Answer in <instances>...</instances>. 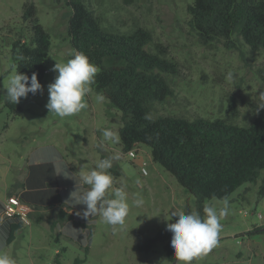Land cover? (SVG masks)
<instances>
[{
	"label": "rangeland",
	"instance_id": "374dc122",
	"mask_svg": "<svg viewBox=\"0 0 264 264\" xmlns=\"http://www.w3.org/2000/svg\"><path fill=\"white\" fill-rule=\"evenodd\" d=\"M28 1L35 3L37 17L51 36L45 61L49 72L41 94L14 95L21 107L15 114L5 105L9 90L18 83L11 43L22 27ZM69 1L0 0V151L12 158L14 166H23L27 158L39 167L53 160L63 184L70 180L86 187L79 192L70 187L67 199L96 219L87 221L88 226H65L67 236L52 231L48 218L40 224L31 222L12 243L0 239V264H55L58 252L63 264H76L78 258L83 260L80 264L169 263L162 243L154 252L138 249L143 240L169 225L175 226L179 244L194 248L174 264H264L260 180L243 184L225 200L208 199L214 216L200 220L195 196L153 161L149 146L137 144L135 157L124 152L121 112L91 89L90 68L72 65ZM85 1L105 28L126 33L138 26L148 29L153 41L147 49L156 51L161 44L166 57L177 63L178 73L168 76L174 95L156 105L155 115L215 119L225 116L235 99L234 121L244 124L264 102V80L258 73L264 53L251 51L240 39L234 44L201 42L190 25L187 7L193 0ZM60 152L67 155L76 177L60 161ZM9 164L0 155L2 182L14 179V167L7 171Z\"/></svg>",
	"mask_w": 264,
	"mask_h": 264
},
{
	"label": "trees",
	"instance_id": "16d2710c",
	"mask_svg": "<svg viewBox=\"0 0 264 264\" xmlns=\"http://www.w3.org/2000/svg\"><path fill=\"white\" fill-rule=\"evenodd\" d=\"M67 32L73 53V67L90 68L89 85L121 112L119 128L122 150L128 152L137 144L150 147L154 162L169 171L180 185L195 196L200 220L212 219L214 213L207 200H225L240 186L258 184V196L264 197V102L244 124L234 121L236 100L223 117L209 119L183 115H155V107L174 95L168 76L178 73L177 63L165 55V48L147 49L152 33L144 27L120 32L102 26L100 17L85 0H71ZM190 25L203 43L223 40L234 44L243 40L251 51L264 53V0H193L187 7ZM22 27L11 43V54L18 83L13 85L5 105L15 114L21 109L16 93L37 96L45 79V61L51 49V36L37 17L33 1L24 3ZM108 59V61H106ZM264 80V66L258 70ZM117 173V172H116ZM71 211V212H70ZM39 223L44 214L40 213ZM12 220L6 235L10 244L16 232L24 227L18 218ZM89 218L69 206L60 208L50 222L54 231L57 223L73 221L76 226H88ZM91 230L93 225H90ZM175 226L169 225L143 240L138 249L154 252L159 243L169 263L187 257L193 247H184L175 240ZM58 252L55 264H63ZM83 262L76 259V264Z\"/></svg>",
	"mask_w": 264,
	"mask_h": 264
},
{
	"label": "crops",
	"instance_id": "0c3cea01",
	"mask_svg": "<svg viewBox=\"0 0 264 264\" xmlns=\"http://www.w3.org/2000/svg\"><path fill=\"white\" fill-rule=\"evenodd\" d=\"M0 155L3 158L10 160L7 170L8 172L14 167V179L8 181L7 178H5L4 182H2L0 179V239H6V235L12 222L11 219L6 218L3 214V205L12 195L19 196L21 202L29 207V217L33 223H37L36 220L40 216L39 214L43 213L44 216L38 224L47 221L46 218L49 219L50 224L51 221L56 220L57 211L60 208L69 211V206L75 208L78 212L86 215L89 218L95 217V214L90 215V211H83L78 204L67 199L65 196V191L70 189V187H72L74 191L78 192L79 188L86 187L81 186L80 183H76V181H72L71 183L70 180L66 184H63L56 174L53 160L45 162L48 163L49 166L39 167L37 166L39 164L35 165L36 162L31 163L30 159L27 158V161L23 166H14L10 156H7L1 151ZM58 156L60 161L66 163L69 171L76 177L77 173L67 159V155L60 152ZM93 196L96 198L95 193H93ZM48 211L51 212L50 215L47 214ZM72 224L76 226L73 221L64 222L63 224L57 223L54 231H57L61 235H66L67 232H64V227L71 226V228H73ZM24 227L26 226L24 225Z\"/></svg>",
	"mask_w": 264,
	"mask_h": 264
},
{
	"label": "built area",
	"instance_id": "2783aa9c",
	"mask_svg": "<svg viewBox=\"0 0 264 264\" xmlns=\"http://www.w3.org/2000/svg\"><path fill=\"white\" fill-rule=\"evenodd\" d=\"M49 70L46 69L45 73H48ZM136 149L135 146L131 150H129L127 153L131 157L136 156ZM146 162H144L145 166ZM3 214L6 218H18L21 220L25 225H30L31 220L29 217V207L25 204H23L17 195L10 196L7 201L3 205Z\"/></svg>",
	"mask_w": 264,
	"mask_h": 264
}]
</instances>
